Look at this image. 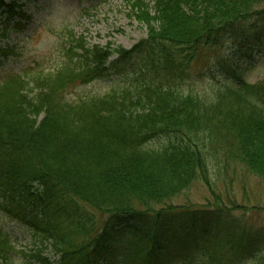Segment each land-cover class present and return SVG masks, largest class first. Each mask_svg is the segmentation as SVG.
Segmentation results:
<instances>
[{
  "label": "trees",
  "instance_id": "16d2710c",
  "mask_svg": "<svg viewBox=\"0 0 264 264\" xmlns=\"http://www.w3.org/2000/svg\"><path fill=\"white\" fill-rule=\"evenodd\" d=\"M9 1L7 18L16 13L25 19L17 10L19 0ZM124 1L147 30L130 49L110 41L91 46L83 37H72L63 61L51 70L35 63L23 73H8L0 83V197L8 201L4 209L40 238L39 245L21 253L41 264H108L103 247L107 221L102 232L91 236L88 219L60 218L64 208L57 206L64 192L113 217L118 227L134 218L142 221L132 226L123 264H245V255L254 251L252 241L238 237L234 225L223 231L225 240L210 247L162 249L168 233L163 228L174 207L155 206L199 178L214 192L207 173V155L214 150L264 181V78L248 83L237 75L210 98L179 92L168 83L201 48L216 47L234 34L264 0ZM3 6L0 0V12ZM5 34L6 28H0V38ZM143 46L151 74L143 68L122 87L65 98L69 86L107 75L111 57L129 58ZM12 52L0 47V60ZM35 184L44 186L41 193ZM27 205L44 210L54 205L58 214L27 218ZM224 208L215 207L218 212ZM47 238L59 253L57 263L44 257ZM13 248L0 221L1 262ZM251 264H264V253Z\"/></svg>",
  "mask_w": 264,
  "mask_h": 264
},
{
  "label": "rangeland",
  "instance_id": "374dc122",
  "mask_svg": "<svg viewBox=\"0 0 264 264\" xmlns=\"http://www.w3.org/2000/svg\"><path fill=\"white\" fill-rule=\"evenodd\" d=\"M3 1L9 3L8 0ZM19 2L23 3L19 4L20 10L28 17L20 22L22 24H14L19 17L16 14L6 23L4 20L8 12L4 13V8L0 12V28H6V34L0 39V47L13 49L12 53L0 61V83L6 74L22 73L35 63H39L41 68L51 70L63 61L62 53L68 47L66 41L73 36L83 37L91 46H105L110 41L114 46L121 45L125 49H130L147 36L145 26L140 25L130 15V7L124 0ZM256 9L257 14L250 15L237 24L235 33L225 36L218 46L201 48L192 60L186 62L182 72L168 83L175 86L179 92L210 98L214 90L235 82L237 75L248 83L264 78V1L258 4ZM147 51L143 46L141 51H133L129 58L116 61L115 56L111 57L107 75L86 84L75 83L69 86L65 90V98L76 100L87 95L103 94L111 88L129 83L138 73L147 71L151 74L148 64L150 55ZM143 68L146 70L143 71ZM219 151L214 150L207 155V173L214 192L199 178L179 196L166 201L164 205L155 206L156 210H160L162 206L174 207L171 212L172 220L165 222V230L168 233L165 235L167 238L162 244V249L173 245L195 250L194 247L200 242L210 247L217 242L215 239L225 236L226 232L223 231L227 227L234 225L238 237L252 241V250L255 252L245 255L243 260L245 264H251L264 253V181L249 173L244 165L225 159ZM35 186V191H43L44 186ZM58 203L57 207H64V210L59 212L60 218L67 216L69 221L82 217L88 219L89 223L95 222L96 229L94 225L91 227V236L102 232V225L107 221L106 241L103 244L104 249L108 251L110 263H107H121L129 238L134 233L132 226L139 225L141 220H127L118 227L113 217H108L107 214L102 216L81 201L60 196ZM3 206H8V201L0 197V221L10 234L14 249L8 254V259L0 261V264H40L21 253L30 252L34 245H39L40 238L34 237L26 222L10 214ZM57 207L48 205L44 210L40 206L35 209L27 205L26 210L31 212L27 213V216L32 218L37 214L39 218L46 213L57 215ZM215 207L226 208L217 212ZM167 218L168 216H165L164 220ZM238 230H241V233ZM211 235L215 236V239L205 238ZM223 240L225 239H221ZM49 243L46 241V244ZM223 246L227 250L225 243ZM44 253L47 255L44 257L49 256L51 261L57 262L59 259L58 254L49 247ZM176 264L185 262L178 261Z\"/></svg>",
  "mask_w": 264,
  "mask_h": 264
},
{
  "label": "bare ground",
  "instance_id": "6f19581e",
  "mask_svg": "<svg viewBox=\"0 0 264 264\" xmlns=\"http://www.w3.org/2000/svg\"><path fill=\"white\" fill-rule=\"evenodd\" d=\"M257 81H259V80H257ZM60 195H61V197H63V198H65V197H67L68 196V194H66V193H64V192H62V193H60ZM59 208H64V207H59ZM91 209H94V210H96L95 208H91ZM100 215H102V216H104V215H106V213H101L100 211H98V210H96ZM43 215H45V214H43ZM42 215V216H43ZM41 217V216H40ZM78 219V218H77ZM76 220V219H75ZM105 222L106 221H104V223H103V225H102V227L104 226L105 227ZM94 225V227H95V222H93V223H90V224H88V225H86L87 227H90V226H93ZM94 229H96V227L94 228ZM93 232V231H92ZM80 239H81V234H79L77 237H76V241H77V243H79L80 242ZM44 242H45V244H46V241H49L50 243H49V245L48 244H46L47 245V248L49 247L51 250H52V247H53V242H52V239L51 238H47V240H43ZM53 251L55 252V254H57L56 253V251L54 250V248H53ZM59 254V253H58Z\"/></svg>",
  "mask_w": 264,
  "mask_h": 264
}]
</instances>
